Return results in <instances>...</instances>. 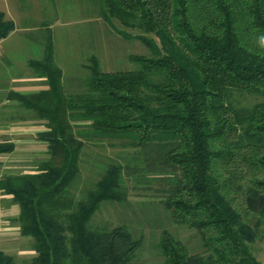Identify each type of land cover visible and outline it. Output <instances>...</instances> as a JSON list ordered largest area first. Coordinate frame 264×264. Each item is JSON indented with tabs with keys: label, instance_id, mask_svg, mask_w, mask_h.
<instances>
[{
	"label": "trees",
	"instance_id": "16d2710c",
	"mask_svg": "<svg viewBox=\"0 0 264 264\" xmlns=\"http://www.w3.org/2000/svg\"><path fill=\"white\" fill-rule=\"evenodd\" d=\"M96 1L111 27L115 18L139 30L117 32L150 53L129 55L134 70H104L92 54L84 89L69 93L49 37L30 61L48 88L9 92L44 121L49 153L33 172L0 176V194L19 205L21 234L34 242L23 264H132L142 237L90 224L104 202L127 200L123 166L110 164L83 199L69 198L85 146L105 140L149 153L142 159L169 174L172 219L201 236L205 253L193 254L164 230L161 264H262L252 244L264 234V0ZM14 30L0 8V40ZM15 148L0 141V156ZM0 264L17 263L0 252Z\"/></svg>",
	"mask_w": 264,
	"mask_h": 264
},
{
	"label": "rangeland",
	"instance_id": "374dc122",
	"mask_svg": "<svg viewBox=\"0 0 264 264\" xmlns=\"http://www.w3.org/2000/svg\"><path fill=\"white\" fill-rule=\"evenodd\" d=\"M6 17L15 22L9 42L10 47L16 45V48L15 53L9 52L6 56V62L8 59L10 62L7 63V84H3L6 89L0 91V141H12L16 148L0 156V176L33 172L49 156L47 143L39 137V133L46 130L44 121L8 98L10 90L37 91L47 86L46 80L26 78L32 74L26 61L37 55L31 46L39 45L42 56L47 40L51 38L56 48L55 61L65 73L64 85L69 93L84 89L82 79L88 76L92 54L99 58L104 70H134L137 65L129 55L150 53L140 40L127 39L117 32L125 30L139 34V30L125 28L115 18L112 20L114 27H111L103 19L96 0H35L29 8L11 10ZM247 97V104L256 101L255 97ZM147 154L144 150L124 147L120 141L87 144L69 198L83 199L105 169L119 163L125 175L127 200L104 202L92 217L91 227L111 230L125 225L134 236L142 237L143 242L135 252L132 264L163 262L159 241L164 230L181 239L191 253L204 254L198 231L172 219L164 203L169 174L142 159V156H150ZM19 213L20 207L12 196L0 194V252L12 256L17 264L30 263L36 256L34 242L31 237L21 234L17 220ZM252 248L256 258L264 264V234Z\"/></svg>",
	"mask_w": 264,
	"mask_h": 264
},
{
	"label": "crops",
	"instance_id": "0c3cea01",
	"mask_svg": "<svg viewBox=\"0 0 264 264\" xmlns=\"http://www.w3.org/2000/svg\"><path fill=\"white\" fill-rule=\"evenodd\" d=\"M34 1L35 0H0V8L7 15V12L10 11V13H11V10H16V9H20V8H25V9L29 8L31 6L32 2H34ZM48 1H50V0H48ZM12 33L13 32H11L6 38L0 40V91L6 89V86L3 84H7V81H6L7 77L6 76L9 73V70H8L9 68L7 67V63L9 64L10 59H8L6 62V56L7 57L9 56V52L15 53L16 45H12L10 47V42H9L10 41L9 39L11 38ZM31 47L33 49H35V53H37V55H35L34 57H32L31 59H28V61H26V63L29 65L30 69L32 70V74L28 75L26 78L28 80H33V81H36L38 79L46 80V78H44V77L37 76V74L35 73L33 68L30 66V61L39 60L44 56V55L41 56V54H40V51L42 50V48H40L39 45L36 46V48L34 46H31ZM55 50H56V48L54 46V53H55ZM31 52H32V50H31ZM15 77L18 78L21 76H15ZM46 84H47V82H46ZM47 88H48V85L41 90H44ZM41 90L25 91V92L22 90H10V91H15V92H20V93H36V92H39Z\"/></svg>",
	"mask_w": 264,
	"mask_h": 264
},
{
	"label": "clouds",
	"instance_id": "9594fccd",
	"mask_svg": "<svg viewBox=\"0 0 264 264\" xmlns=\"http://www.w3.org/2000/svg\"><path fill=\"white\" fill-rule=\"evenodd\" d=\"M261 44L264 45V37H261Z\"/></svg>",
	"mask_w": 264,
	"mask_h": 264
}]
</instances>
